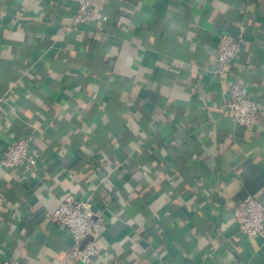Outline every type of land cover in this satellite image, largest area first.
<instances>
[{"label":"crops","instance_id":"0c3cea01","mask_svg":"<svg viewBox=\"0 0 264 264\" xmlns=\"http://www.w3.org/2000/svg\"><path fill=\"white\" fill-rule=\"evenodd\" d=\"M0 0V156L32 133L36 167H0V264H57L53 212L107 217L90 264H264L232 217L264 178V122L224 108L219 36L246 28L231 78L264 107V0ZM253 197L264 202V186Z\"/></svg>","mask_w":264,"mask_h":264},{"label":"built area","instance_id":"2783aa9c","mask_svg":"<svg viewBox=\"0 0 264 264\" xmlns=\"http://www.w3.org/2000/svg\"><path fill=\"white\" fill-rule=\"evenodd\" d=\"M94 0H77L74 11L66 19L73 29L86 23ZM246 28L240 25L235 34L219 36L216 50L217 78L226 84L224 108L231 121L247 130L264 122V107L258 106L247 88L231 78V69L245 44ZM33 134L30 133L10 143L0 156V167L6 170L28 165L36 167L37 156L32 149ZM91 197L66 195L53 212L56 224L66 230L72 238L71 248L61 254L57 264H90L98 255L95 243L106 231L108 220L103 214H95ZM239 232L247 240L264 238V202L253 196L240 199L232 210ZM2 264H20L8 257Z\"/></svg>","mask_w":264,"mask_h":264},{"label":"trees","instance_id":"16d2710c","mask_svg":"<svg viewBox=\"0 0 264 264\" xmlns=\"http://www.w3.org/2000/svg\"><path fill=\"white\" fill-rule=\"evenodd\" d=\"M263 186L264 178L261 177L254 179L252 182H248L243 189V196L241 197V199L246 196H253V194H255Z\"/></svg>","mask_w":264,"mask_h":264}]
</instances>
